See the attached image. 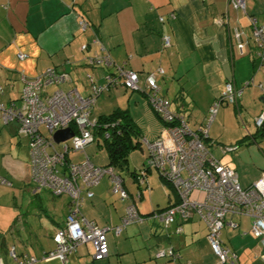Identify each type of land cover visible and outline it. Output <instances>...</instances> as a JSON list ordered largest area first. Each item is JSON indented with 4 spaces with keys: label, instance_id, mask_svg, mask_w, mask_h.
I'll list each match as a JSON object with an SVG mask.
<instances>
[{
    "label": "crops",
    "instance_id": "0c3cea01",
    "mask_svg": "<svg viewBox=\"0 0 264 264\" xmlns=\"http://www.w3.org/2000/svg\"><path fill=\"white\" fill-rule=\"evenodd\" d=\"M256 7L263 13L264 0H246L248 15L255 16ZM160 18L162 21L159 20ZM220 18L225 19L222 26L216 23ZM80 21L88 24L84 31L79 29ZM260 24L264 28V23L260 22ZM234 30L239 33L241 53ZM163 36L169 38L170 46L167 48L162 46ZM249 38L247 16L229 7L228 0H0V103L4 105L13 103L18 106L23 86L22 79L31 80L47 68L67 73L71 78L70 83L62 84L55 89L63 91L75 89L83 97L90 94L87 75L93 78L97 86L104 85L106 71L115 73L116 66L137 75L135 89L127 90L120 85L110 87L98 95L90 112V120L95 121L99 116H93V112L98 103L108 104L111 112L116 109L127 110L141 137L140 149H136L141 151V161L132 163V170H129L135 175H131L134 178L127 173L132 189L125 186L124 188L131 197L129 203H133L143 220L132 223L136 226L128 228L127 225L118 237L114 235V228L120 226L124 218L127 201H121L118 195L111 192V183L107 175L105 176L109 182L108 191L103 192L102 177L97 185L89 189L93 197L85 198L79 207L80 219L92 222L99 228L109 229L106 235L108 257L99 264L108 262L113 264L115 257H118L114 260L115 263L120 264L123 258L119 255L128 247L133 253L142 249L147 250L148 261L141 264H174L166 258L154 259L159 251L169 248L178 251L180 255L178 264H218V259L211 252L206 241V224L198 213L193 212L180 225L179 234L175 225L165 228L159 222L153 221V223L145 216L152 211L165 209L177 203L174 189L166 184L157 170L146 166L149 156L147 144L158 137L163 127L161 119L147 99L146 79L153 75L159 96L169 101L170 110L185 118L190 130L195 131L201 127L191 126L188 113L185 112V102L179 101L182 98L181 92L188 86L195 91L196 96L197 90L205 98L209 110L210 106L219 100L225 84L232 83L234 88L240 91L237 104L220 105L215 116H218L221 122L231 117L236 120V116L240 121L254 119L264 110V95L258 88L260 84L264 85V67L259 66L255 60V49L250 45ZM18 54H24L25 58L18 59ZM103 55L110 58L114 64L113 68L105 71L102 68L86 66L87 58ZM159 69L163 71L162 74L158 72ZM170 88H179V97L174 102V107L168 99ZM55 89L49 88L47 92L50 93ZM134 93L138 95H133ZM224 106H232L233 109L230 110L228 107L222 109ZM242 126L237 127L235 136L231 138V143L236 147L233 152L237 151V148L250 136L254 140L256 136L261 139L264 134V126L260 131L256 129L255 133L250 132L245 123ZM17 128L16 122L4 125L0 121V177L10 184L0 185V262L2 264H17L9 257L8 248L15 246L19 251L22 246V242L18 240L19 234L26 239L27 236L33 237L32 242H40L41 219L28 222L27 212L23 215L20 210V204L25 198L35 197L39 200V197H47V194L53 198L63 196H53L46 190L34 192L30 176L28 139L18 136ZM206 140L207 148L213 157L210 147L221 153L216 146L217 143L209 136V128ZM91 145L94 144L88 146ZM95 146L100 145L97 143ZM104 152L106 156V151ZM75 155L88 157L83 151L71 155L70 160ZM84 158L75 162H80ZM223 165L237 171L236 168L225 163ZM127 166L129 169V162ZM142 171H144L143 176L140 175ZM263 171L264 164L259 168L238 174V182L241 187L247 188L259 179ZM139 178L144 179L142 185H138ZM136 197L139 198L133 201ZM191 197L202 201L203 193L195 192ZM65 198L61 202L60 213H56L55 208L51 212L39 208L52 226L50 236L52 247L42 249L38 260L35 256L37 252L31 246L33 252L23 254L19 251L18 260L34 257L39 262L54 248L53 235L62 227L69 211V199ZM16 209H19L18 214ZM225 221L220 241L236 255L237 263L241 264L239 253L245 251L249 242L257 253H254L252 260L247 261V264L263 263L264 253L259 252L258 240L251 235L249 218L227 215ZM123 232L125 239L127 235L139 234L146 244L143 247L141 241H136L138 246L131 244L132 246L127 247L126 241L121 236ZM248 235L253 238L250 239L251 241ZM112 238L115 241L121 240L120 247L112 244ZM83 247L88 254L89 245H82L77 250ZM23 249L26 248L23 246ZM77 250L65 264L82 263ZM38 264L62 263L54 259ZM124 264L139 263L128 258Z\"/></svg>",
    "mask_w": 264,
    "mask_h": 264
},
{
    "label": "built area",
    "instance_id": "2783aa9c",
    "mask_svg": "<svg viewBox=\"0 0 264 264\" xmlns=\"http://www.w3.org/2000/svg\"><path fill=\"white\" fill-rule=\"evenodd\" d=\"M228 6L246 14V0H228ZM247 18L256 49L255 60L259 66L264 67V28L254 17ZM159 20L162 21L161 18ZM224 20L220 18L216 23L222 26ZM78 26L80 31L87 28L84 21H80ZM234 36L241 53L242 45L238 31L234 30ZM162 46L164 48L170 46L167 36L162 37ZM17 58L22 60L25 55L18 54ZM87 63L90 66L103 65L106 68L113 66L107 55L90 58ZM115 69V73H109L104 77L105 83L102 86L93 84V78L88 77L90 94L83 97L75 89L68 91L55 89L48 93L49 88L70 83L71 78L64 72L47 68L31 80L22 79L23 86L18 106L13 103L8 105L0 103V121L4 125L16 122L17 135L28 139L30 176L34 192L46 190L53 196L66 195L69 199L68 214L62 227L53 235L54 248L43 256L44 261L57 259L65 264L81 245L90 246L92 261L103 260L108 252L106 233L109 229L99 228L92 222L80 219L79 207L85 198L93 197L89 189L97 185L105 175L109 177L113 194L118 195L121 201H127L130 197L123 187L122 179L113 168L95 166L88 157L80 162L70 160L71 155L83 153L94 141L92 131L96 120H90V112L98 95L118 85L127 90L136 88V73L123 71V68L118 66ZM158 72L163 73L161 69ZM258 88L264 95V85L260 84ZM145 93L163 123L158 137L147 144L149 156L146 166L157 170L177 195V203L162 212H155L150 218L156 219L167 228L174 225L175 221L187 220L193 212L198 213L206 224V241L218 259V264H238L236 255L221 245L220 232L226 224L227 215L247 217L251 221V235L264 246V171L252 185L242 188L237 173L216 160L204 140L219 106L236 105L240 91L235 89L232 83L227 82L219 100L209 108L210 117L207 125L195 131L189 129L181 115L170 110L169 101L159 96L153 75L146 79ZM253 123L256 129L264 126V110L254 118ZM66 128L72 131L73 137L59 145L54 144L52 140L54 132ZM57 146L60 148L57 149ZM234 149L235 147L231 149L224 147L223 151L230 152ZM143 172L141 176L144 175ZM137 180L138 185L144 183V179ZM0 185L10 184L0 177ZM195 192L203 193L202 201L191 197ZM138 198H134L133 201ZM142 220L133 203H129L120 226L115 227L113 232L118 236L126 225ZM180 231L181 229L176 227V232ZM8 255L17 264L36 262L33 257L18 260L15 246L8 248ZM156 257L170 258L174 261L180 259V255L171 248L159 251Z\"/></svg>",
    "mask_w": 264,
    "mask_h": 264
},
{
    "label": "rangeland",
    "instance_id": "374dc122",
    "mask_svg": "<svg viewBox=\"0 0 264 264\" xmlns=\"http://www.w3.org/2000/svg\"><path fill=\"white\" fill-rule=\"evenodd\" d=\"M255 11H256L255 16L254 15L253 16L257 20L258 24L261 25L260 22L264 23V12L262 13V10L259 9L258 7H256ZM249 43L253 47V43L250 39H249ZM253 49H254V47H253ZM52 88L55 89L56 87H51L50 89H52ZM178 91H179V88H170L169 89L168 99L173 104L172 107L175 106L174 102H176L177 98L179 97ZM181 93H182V98L179 99V101L182 103H183V101L185 102L184 103V106H186L185 112L188 113L189 123L191 124V126L197 125L199 127H205L207 125V121L210 117V112L207 108L205 98L203 96H201L198 93V91L196 90V93L198 96L197 97L195 94V91H193L190 88V86L183 89V91ZM133 95H138V94L134 93ZM225 107H228L230 110L233 109L232 106H224V107H222V109H224ZM115 108H116V105H115ZM134 108H136V106ZM110 110H111V108H109L108 104L98 103V104H96V106L94 108L93 116L108 115L109 113H111ZM236 120L238 121V124L240 126H242L245 123V125L248 126L249 131L255 133L256 127L254 126V123H253L254 119L253 118L242 119L240 121V118L236 116ZM236 120L234 117H231L228 120L221 122L218 119V116H215V118L213 119V121L211 122L210 127H209V136L213 139V141H215L217 143L216 146H217L218 150L222 153L221 154V153L217 152L216 149H213L212 147H210V150H211L212 154L214 155V157L216 158V160H219V162L222 164L225 163L232 168H236V170H237L236 173L238 175V174L245 173V172L249 171L250 169L259 168V167H261L262 164H264V134H263L261 139L258 136H256L255 137L256 139L253 140L250 136L248 138V140L242 146L238 145L239 148H237V151H235V152H233V151L236 150V147L231 152H224L223 151L224 146L228 147L229 149L234 147V143H231V141H232L231 138H233V136H235L236 129L239 126L237 124ZM242 128H243V126H242ZM46 134H48V133H46ZM94 139H95V142H93L94 145L88 146L84 150V152L88 156V158L90 159V162L92 164H94L95 166H98V167H103L107 164V159H106L105 152H104L105 150L101 146H95V145H97V141L99 140L101 142V140L98 137H96ZM231 144H233V145H231ZM59 148L60 147L57 146V149H59ZM78 156L79 155H75L74 157H72L71 158L72 162H75V161L80 160L81 158H84L83 156L82 157H78ZM140 157H141V151L140 150H133L130 152V157H128V162H129V169L128 170H130V169L132 170V165L134 163L136 164V163H139L141 161ZM255 166H259V167H255ZM136 168H138V167H136ZM127 173L128 172L123 171L120 174V176L123 179L125 188L127 187L128 189L129 188L132 189V186L130 185V182H129V176ZM101 183L104 185L102 188L103 192H106V190L109 186L107 176H104L102 178ZM45 193L47 194V192H45ZM65 197H67V196L63 195L60 198H53V197L49 196V194H47V197H39V200H37L35 197H26L25 201L20 204V207H21L20 210H21L22 214L25 215L24 213L27 212L26 217H27L28 222L30 220L38 221L39 219H41L40 224H41V228H42L41 233H39V235L41 236L39 243L37 241L32 242L33 237L27 236V239H26L23 237V235L19 234L18 240H20L22 242L21 243L22 246H21V248H19L20 252H22L23 254H29L30 252L32 253L33 251H31V248H30L32 246L33 249L35 250V252H37V253H35V256L39 260L42 249L52 247V243H51V239H50L51 238L50 236L52 235V226H51V224H49V221L47 220L48 218L46 216H44L39 211V208L41 210H45L46 212H51V210L53 208H55L57 210L55 212L60 213V205H61V202H63L66 199ZM103 198H106V197H103ZM18 207H19V203H18ZM16 212L18 214L19 209H16ZM47 215L51 216V214H49V213H47ZM148 222H147V225H148ZM155 223H157V222H155ZM131 226H136V225L130 224L127 227L129 228ZM38 228H39V224H38ZM108 236L112 237L111 234H108ZM121 236H122V239L126 241L127 247L130 246L131 244L133 246H138L136 244V241H138V242L141 241L143 247H144V244H146V242L145 243L143 242L142 237H140L139 234L134 235V236L133 235L132 236L127 235V238L125 239L124 238L125 234L123 232V234ZM247 237L249 240L253 239L250 235H248ZM22 240H26V241H22ZM112 241H113V243H112L113 245H116V246L118 245L120 247V243H121L120 241L121 240L115 241L112 238ZM129 241H131V243H129ZM29 242H31V243H29ZM253 243H255V242H253ZM257 243L259 244V252L264 253V248H262V244L259 241H257ZM247 244L248 245H247L245 251H241V253L238 252L239 253V262L241 264H247V261L252 260L254 253H257V250L255 249V247L251 248V246H252V245H250L251 242H249ZM23 246L26 249H23ZM83 248L82 249L80 248L77 250V254L79 256V259L81 260L80 262H82L79 264H85V263H88L90 261V256L87 254L86 249L85 248L83 249ZM16 251H17V255H20L19 251L18 250H16ZM119 256L123 258L122 261H120L123 264L128 258H132L133 260H136V262H138L139 264H141L142 262L148 261L146 249H142L140 251H136L133 253L130 251V249L128 247V249L123 250V254H121ZM115 259H118V257L113 258V264H116L114 261ZM42 262H44V261L40 260L39 262H37V264L42 263ZM107 264H112V263L108 262ZM260 264H264V262L263 263L260 262Z\"/></svg>",
    "mask_w": 264,
    "mask_h": 264
},
{
    "label": "trees",
    "instance_id": "16d2710c",
    "mask_svg": "<svg viewBox=\"0 0 264 264\" xmlns=\"http://www.w3.org/2000/svg\"><path fill=\"white\" fill-rule=\"evenodd\" d=\"M245 13L247 14V10H245ZM246 16L247 17H254L253 15H248V14ZM87 26H88V24H87ZM249 28H250V25H249ZM250 31H251V28H250ZM249 39L252 41L253 47L255 49L254 42H253L252 37H251V32H250V38ZM255 51H256V49H255ZM255 51H254V57H255ZM98 57H100V56H98ZM90 58H95V57H90ZM90 58L86 59V66L87 67H89V68H102L105 71H106V69H110V68L104 67L103 65H92V66L88 65L87 61ZM113 66H114V64H113ZM113 66L111 68H113ZM107 74H109V72L106 71L104 77ZM88 77H91V76L87 75V79H88ZM88 82H89V80H88ZM93 84H95L94 81H93ZM222 105H228V104H222ZM96 120H97L96 121L97 124H95V126L93 128L94 130L92 131V135L94 136V138L98 137L101 140V142L97 139L98 140L97 143L101 147L105 148L107 164L105 166H103V167H111V168H113L115 173L121 178L120 174L123 171H127V172L129 171L127 165H128V157L130 155V152L133 151V150H136V149H140L141 137H140V133L138 131V128H137L136 124L133 122V120L130 117V115H129L127 110L116 109V110L112 111L111 113H109L108 115L99 116ZM95 128H97V129H95ZM262 128L261 129H257V131L262 130ZM206 141H204V142H206ZM128 173H129V176H131L133 174L130 171ZM134 176H131V177L134 178ZM122 182H123V179H122ZM166 184L169 185L172 188V186L169 184V182L166 181ZM123 187H124V184H123ZM130 199H131V197H129V199L127 200V204H129V202H130L129 200ZM172 205H170V206H172ZM167 208L152 211L151 213H149V214H147L145 216L147 218L151 219L150 216L152 214H154L155 212H162V211L166 210ZM151 220L155 221V222H158L156 219H151ZM183 222L184 221H178V222L175 221L174 225H175V227L181 229L180 225ZM133 223H136V222H133ZM130 224H132V223H130ZM159 224L163 227L162 223L159 222ZM179 233H181V231ZM120 234L121 233H119V235ZM220 234H221V232H220ZM106 235H107V233H106ZM206 235H207V230H206ZM118 236H116V237H118ZM106 240H107V237H106ZM221 245H222V243H221ZM81 246H79V247H81ZM107 247H108V241H107ZM172 250L175 253L179 254L178 251H176L174 249H172ZM75 253L73 255H75ZM88 255L91 256V248L89 250ZM107 257H108V252H107V256L103 260H105ZM154 259L156 260L157 257H154ZM166 259H169L174 264H178V262L180 260L179 259L177 261H174V260H172L170 258H166ZM103 260L95 262V261H92L91 258H90V261L88 263H85V264H95V263L99 264V263L103 262ZM36 262H37V260H36Z\"/></svg>",
    "mask_w": 264,
    "mask_h": 264
},
{
    "label": "water",
    "instance_id": "95a60500",
    "mask_svg": "<svg viewBox=\"0 0 264 264\" xmlns=\"http://www.w3.org/2000/svg\"><path fill=\"white\" fill-rule=\"evenodd\" d=\"M73 137V133L69 128L55 131L52 135L54 144L59 145Z\"/></svg>",
    "mask_w": 264,
    "mask_h": 264
},
{
    "label": "bare ground",
    "instance_id": "6f19581e",
    "mask_svg": "<svg viewBox=\"0 0 264 264\" xmlns=\"http://www.w3.org/2000/svg\"><path fill=\"white\" fill-rule=\"evenodd\" d=\"M247 15V14H246ZM251 32V31H250ZM137 84V83H136ZM221 97V96H220ZM97 99V98H96ZM177 113V112H176ZM185 119V118H184ZM97 121V120H96ZM97 124V123H96ZM98 126V125H97ZM97 129V128H95ZM94 130V129H93ZM96 131V130H95ZM105 133V132H104ZM94 137V136H93ZM95 140V139H94ZM146 141V140H145ZM205 141V140H204ZM143 142V141H142ZM93 143V142H92ZM146 143V142H145ZM148 149V148H147ZM139 177V176H138ZM141 179V178H140Z\"/></svg>",
    "mask_w": 264,
    "mask_h": 264
}]
</instances>
